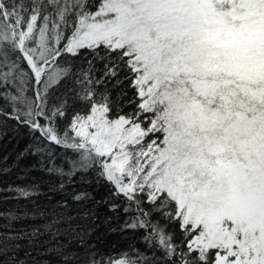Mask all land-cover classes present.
Listing matches in <instances>:
<instances>
[{"label":"snow or ice","instance_id":"6c2138e0","mask_svg":"<svg viewBox=\"0 0 264 264\" xmlns=\"http://www.w3.org/2000/svg\"><path fill=\"white\" fill-rule=\"evenodd\" d=\"M0 264H264V0H0Z\"/></svg>","mask_w":264,"mask_h":264},{"label":"trees","instance_id":"16d2710c","mask_svg":"<svg viewBox=\"0 0 264 264\" xmlns=\"http://www.w3.org/2000/svg\"><path fill=\"white\" fill-rule=\"evenodd\" d=\"M23 146H24V144H23V142H21L20 145H19V148L22 149ZM9 154L12 155V156H14V152H11V151H10ZM25 163H27V161H25ZM21 167H24V165L22 164ZM37 178H39V177H37ZM6 179H7V178H6ZM114 243H115V237L107 238V239H106V242H105V247L108 248V250H111V248H109L108 245H112V244H114Z\"/></svg>","mask_w":264,"mask_h":264}]
</instances>
